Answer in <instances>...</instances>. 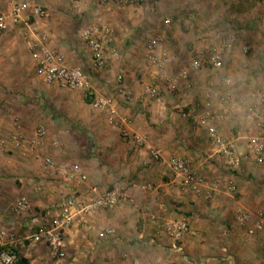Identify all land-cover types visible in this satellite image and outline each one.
Returning a JSON list of instances; mask_svg holds the SVG:
<instances>
[{
	"label": "crops",
	"instance_id": "obj_1",
	"mask_svg": "<svg viewBox=\"0 0 264 264\" xmlns=\"http://www.w3.org/2000/svg\"><path fill=\"white\" fill-rule=\"evenodd\" d=\"M25 1L42 6L49 17L35 19L27 9L19 24H9L0 37V72L13 67L20 71L22 59H32L31 44L46 35L48 46L62 53L68 65L86 69L92 93L109 101L115 113L105 112L103 120L85 117L82 111L91 102L84 91L51 85L63 97L53 107L95 132L102 162L88 158L92 148L80 143L81 134L63 117L56 119V125L47 123V135L36 150L23 152L11 143L14 118L20 119L30 143L37 141L38 127L34 126L42 115L35 105L16 101L0 88V130L6 141L0 151V233L7 234L0 236V250L14 236L19 257L28 264H124V254L153 264H196L198 259L199 264H264V229L254 236L248 233L260 216L264 220V186L250 181L262 178L264 163L247 157L238 170H230L208 141V128L213 126L224 139L236 141L242 154L246 139L257 132L255 122L238 110H230L223 120L206 123L186 120L179 114L195 104L219 114L217 97L207 101L203 94L211 87L219 93L225 76L234 79L239 92L264 90V2L158 0L153 8L140 0H125L127 5L121 0H69L79 30L95 27L104 40H110L106 65L98 69L93 67L88 45L79 37L73 49L62 41L61 29L67 18L61 12L60 0ZM211 3L214 10L209 9ZM0 9L9 13L11 0H0ZM189 10L195 19L193 27L198 29L183 35L179 22L187 23L184 12ZM166 19L171 20L170 25ZM230 34L237 36V42L221 70H189L191 52L184 45L197 49L203 47L206 35L216 42ZM160 35L164 40L157 53L165 51L172 58L165 70L151 63L148 49V40ZM183 72L188 73V79L180 77ZM118 77H122L121 82ZM151 88L160 92L158 97L151 96ZM123 130L142 138L144 144L125 140ZM152 150L161 152L162 159L155 161ZM175 156L187 158L206 178L208 184L200 193L172 184L169 160ZM44 157L80 165L87 181L65 184L54 171L45 170ZM230 180L236 184L235 192L228 189ZM117 184L126 188L136 205L121 204L77 219L66 232L64 258L55 259L44 242L34 239L40 229L52 226L58 205L70 194ZM213 186L216 188L211 190ZM23 197L31 201L32 209L17 214L14 205ZM239 210L251 214L249 226L238 224ZM182 219L190 224L181 242L183 254L173 248V239L162 227L165 221ZM108 229L113 234L102 237Z\"/></svg>",
	"mask_w": 264,
	"mask_h": 264
},
{
	"label": "built area",
	"instance_id": "obj_2",
	"mask_svg": "<svg viewBox=\"0 0 264 264\" xmlns=\"http://www.w3.org/2000/svg\"><path fill=\"white\" fill-rule=\"evenodd\" d=\"M76 0H71L75 2ZM149 3L153 8H157L158 0H140ZM258 3L264 0H251ZM121 4H129L128 1H120ZM31 10V15L35 19H45L49 14L40 5H30L25 0H11V11L6 13L0 9V37L8 29L9 24L17 25L22 21L23 13ZM166 25L171 24V20L166 19ZM78 37L86 43L91 51L93 67L103 69L106 65L105 54L109 48V41L101 37L100 30L95 27L81 28L78 31ZM163 36H157L148 40V49L150 61L152 64L165 70L172 63V58L165 51L157 53ZM47 36L41 35L40 39L31 44L30 50L32 59L36 64L38 74L48 85H54L63 90L75 91L82 90L85 96L90 99L91 106L99 112H109L114 115L112 105L105 98L95 97L91 91V76L86 69L77 66H70L66 63V59L58 50L48 46ZM203 47L193 49L191 52V61L189 70L200 72L203 69L210 68L213 70H221L224 66L226 55L233 49L237 42V36L230 34L222 37L219 41L209 40L207 35L204 39ZM180 77L188 79V73H181ZM122 77H118L121 82ZM237 84L233 78L225 76L222 78L220 92L215 93L213 87L209 88L203 97L210 101L214 96L217 97L221 107L219 114H212L204 110L201 104H195L188 110L181 109L179 114L186 120L193 122H203L213 120H223L230 110H238L249 116L256 124L257 132L249 136L245 141L244 152L239 153L236 141L224 139L213 126L208 128V141L215 145L217 155L225 161L226 166L230 170H238L241 167L242 159L251 157L257 163H264V90L256 89L250 93L239 92ZM121 95L125 98L127 94L121 90ZM152 97H158L160 92L156 88L150 89ZM1 104V96H0ZM15 133L11 137V143L14 149L23 152L34 151L41 145L42 140L47 135L45 126L40 125L36 130L37 141L28 142L22 131V123L19 118H14ZM122 136L125 140H133L137 145H143L144 140L128 130H123ZM4 140L0 130V151L5 148ZM53 145L57 147L58 141L55 139ZM152 157L155 161L162 159L159 151L152 150ZM45 170L54 171L56 175L67 185H76V183H85L87 176L82 167L75 163H57L51 157H44ZM169 166L173 173L172 184L181 190H189L194 193H200L202 188L208 184L206 178L199 173L191 164V162L181 156L172 157L169 160ZM216 186L210 187L211 190ZM230 192L236 191V184L233 180L228 182ZM121 204L136 205V200L130 196L125 187L117 184L108 188L92 187L88 191H77L61 201L58 205V215L52 226L40 229L35 234L34 239L44 242L51 250V254L55 259H62L64 253V239L66 232L73 226L75 221L80 217L97 212L99 210H111ZM31 201L26 198H20L14 205L13 211L17 214H25L31 211ZM237 221L240 226L247 227L252 223V217L249 212L239 210L237 213ZM165 232L173 239L174 249L183 254L184 248L181 245L184 237L190 231V224L186 219L179 221L168 220L162 223ZM264 220L260 218L252 227L248 228L250 236H254L258 232L263 231ZM113 234L108 229L102 232V237ZM1 237L7 236L3 231ZM18 241L14 236L8 239V246L0 250V264H17L20 257L18 253ZM124 264H153L143 262L136 258H131L128 254L122 256Z\"/></svg>",
	"mask_w": 264,
	"mask_h": 264
},
{
	"label": "rangeland",
	"instance_id": "obj_3",
	"mask_svg": "<svg viewBox=\"0 0 264 264\" xmlns=\"http://www.w3.org/2000/svg\"><path fill=\"white\" fill-rule=\"evenodd\" d=\"M250 4H257L252 1H245ZM59 5L61 7V12L64 16H66L67 19H65L66 24L63 25V28L61 29L62 32V41H65L67 45L73 49L76 48V40L78 39V31H79V24H76V13L74 11L73 5L69 2V0H60ZM214 10V4H210V8ZM184 20L187 22L185 25L184 22H179V28L180 31L183 33V35L189 34L191 31L197 30L198 28H194L193 25L195 24V19L190 17V14L193 12L185 11L184 12ZM190 17V18H189ZM226 22H229L227 17ZM224 18V19H225ZM189 21V22H188ZM207 29V28H206ZM186 50L192 52L194 49V46H189L188 44L184 45ZM26 52V51H25ZM6 62V61H3ZM20 71L17 70V67L10 68L7 72H0V88L3 90L6 94H10L14 96V100L19 102H27L28 104L35 105L40 113H41V119L39 122L35 124V129L39 127L40 125H43L47 128V123L50 122L52 124L55 122V125L57 124V118H65V121H69L70 125L74 127V130L81 134L82 138L80 140V143H84L92 148L93 153H90L89 159L97 160L98 162H102L101 157H99V153H97V137L94 131L87 130L85 126L80 124L76 118H69L68 115L63 114L61 109H57L55 106L56 102L62 101V96H60V93H57L56 87L48 85L44 82L42 77L38 74L37 67L33 59L28 58L22 59L20 66ZM70 93V92H69ZM70 96V94L65 95ZM76 101V98H74ZM88 103V102H87ZM80 108V107H79ZM81 110V109H80ZM80 112V111H79ZM85 117H91V118H97V119H105L107 117V114L105 112H99L94 110L90 105L85 106L84 110L82 111ZM51 121H50V120ZM54 125V123H53ZM86 142V143H85ZM83 150V148H82ZM80 150V151H82ZM91 151L90 149H88ZM84 152V151H83ZM81 152V153H83ZM88 153V152H87ZM86 154V153H85ZM264 169V167H263ZM261 179H252L250 178V181L253 184H256L258 186H264V172H261ZM196 264H199V259L195 261Z\"/></svg>",
	"mask_w": 264,
	"mask_h": 264
},
{
	"label": "trees",
	"instance_id": "obj_4",
	"mask_svg": "<svg viewBox=\"0 0 264 264\" xmlns=\"http://www.w3.org/2000/svg\"><path fill=\"white\" fill-rule=\"evenodd\" d=\"M87 100L90 101L89 98ZM17 264H28V262H27V260L21 258V259H19Z\"/></svg>",
	"mask_w": 264,
	"mask_h": 264
}]
</instances>
